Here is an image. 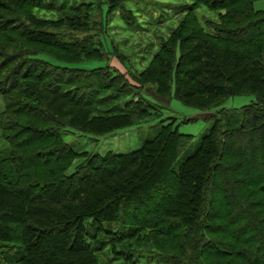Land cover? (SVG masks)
I'll return each instance as SVG.
<instances>
[{"label":"trees","instance_id":"1","mask_svg":"<svg viewBox=\"0 0 264 264\" xmlns=\"http://www.w3.org/2000/svg\"><path fill=\"white\" fill-rule=\"evenodd\" d=\"M255 1L188 3L140 72L139 81L160 74L158 93L212 110L198 140L170 121L138 149L99 153L77 151L63 131L103 134L162 110L127 81L96 96L76 89L79 73L48 80L60 64L42 54L60 55L44 45L77 47L35 9L65 13L86 1L0 0V264H264V8ZM203 4L220 10L205 20L212 30L197 12ZM128 14L122 8L129 23ZM235 94L255 99L223 106Z\"/></svg>","mask_w":264,"mask_h":264},{"label":"rangeland","instance_id":"2","mask_svg":"<svg viewBox=\"0 0 264 264\" xmlns=\"http://www.w3.org/2000/svg\"><path fill=\"white\" fill-rule=\"evenodd\" d=\"M83 1H86L87 4L81 7V9L73 10L74 8L68 6L67 8L70 11L65 13L60 12L59 7L54 13L49 9H35L38 16L57 18L55 22L58 23L47 26L60 32H65L70 37L69 42L71 44L68 43V46L77 47L75 50L69 47L68 50H62L44 45V49L54 52V55H60V59H58L45 53L42 54V56L50 58L53 62L60 64L59 67L51 69L53 70L52 77L48 80L55 84L59 79H63V77H67V80H70L71 72L73 74L79 73L80 76L76 78L75 82L77 84L76 89H80V91L81 89L87 90L89 94L96 96L99 95V92L102 95L112 91H118L122 84L127 81L129 83L127 85H130L129 87L136 86V89L141 95L143 93L144 96L157 105L158 113H160V110L162 112L155 117L143 119L139 123L113 129L103 134L69 128L63 131L64 139L80 152L95 151L106 153L109 150L115 152H130L140 148L146 139L156 135L162 124L173 121L180 131L190 132L194 135L195 141L198 140L205 128L211 124L208 115L212 110H204L188 105L174 95L167 96L166 94L165 96L162 94L163 92L161 94L158 93L165 89L163 84L161 85L163 81L160 82V74H145L143 76L145 81H139L140 72L150 66L153 67V55L159 49L165 36L169 35L174 28H179L180 22L188 9V3H191L193 0ZM102 5L104 12L106 11V20L104 22L101 21L100 14ZM255 6L257 8H264V0H256ZM122 8H125L126 12L129 13L128 17L129 19L131 18L129 23L122 18ZM88 9L90 10L87 11ZM197 12L204 22L205 27L212 30L205 23V20L209 18L218 20L220 10L211 9L203 4L197 9ZM72 20H75L76 23H72ZM40 23L39 26L45 24L43 21ZM58 37L60 36L58 35ZM100 37L104 41L103 44L99 41ZM172 37L170 36V38ZM96 41H99L101 44H99L98 50L89 51V53L87 51L84 52L92 47V42H94L93 45L96 44ZM34 46L42 48L41 45ZM71 66H83L86 68L97 67L101 68V72L94 73L91 76L89 72L94 69L80 73ZM103 66L111 69L109 74H106L105 71L107 68H103ZM113 73L117 75L115 78L117 82L115 85L109 87V84L112 82L109 75ZM65 85L68 86L69 84L66 83L63 86ZM46 96L48 98L54 97L52 93ZM133 98L137 99L138 97L133 96ZM254 99L253 94H235L229 96L223 102V106L228 108L240 107ZM62 100L57 96L55 97V101L58 103ZM109 100L114 101L112 97ZM123 103L121 102V104ZM4 106L5 100L0 94V110ZM64 106L72 109L71 103H65ZM77 111L79 110L77 109ZM99 111L97 109L92 111L89 118L99 116L101 113ZM162 118L165 119L162 120ZM82 158L78 156L67 171L74 170L76 163ZM142 264H151V262H142Z\"/></svg>","mask_w":264,"mask_h":264}]
</instances>
